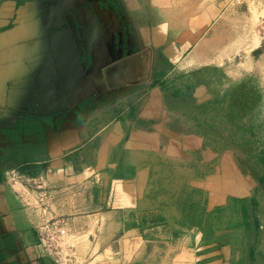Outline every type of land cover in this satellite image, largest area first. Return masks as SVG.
<instances>
[{
	"label": "crops",
	"instance_id": "1",
	"mask_svg": "<svg viewBox=\"0 0 264 264\" xmlns=\"http://www.w3.org/2000/svg\"><path fill=\"white\" fill-rule=\"evenodd\" d=\"M203 8L0 0V264H264V123L221 129Z\"/></svg>",
	"mask_w": 264,
	"mask_h": 264
},
{
	"label": "rangeland",
	"instance_id": "2",
	"mask_svg": "<svg viewBox=\"0 0 264 264\" xmlns=\"http://www.w3.org/2000/svg\"><path fill=\"white\" fill-rule=\"evenodd\" d=\"M188 2L190 23L194 21L191 17L194 12L203 11L207 4L216 5L212 19L202 28L205 40L200 44V49L210 55L203 61L218 63L231 75L220 83V87L231 89L230 95L234 97L231 100L235 104L233 112L236 111L234 115L237 119L232 121L233 112L222 117L221 129L227 131L235 128L239 133L248 123L245 115L251 113L253 123H264L260 121L261 111L264 110V0ZM196 4L197 8L194 9L193 5ZM196 80L197 77L194 78ZM243 142L247 146L257 145L251 138Z\"/></svg>",
	"mask_w": 264,
	"mask_h": 264
},
{
	"label": "built area",
	"instance_id": "3",
	"mask_svg": "<svg viewBox=\"0 0 264 264\" xmlns=\"http://www.w3.org/2000/svg\"><path fill=\"white\" fill-rule=\"evenodd\" d=\"M49 230V228H46ZM63 233L62 228H58L55 233H48V231H45V244L44 248L51 253L52 255L56 256L58 258V261H62V249L60 245L58 244V240L60 235ZM61 264V262H58Z\"/></svg>",
	"mask_w": 264,
	"mask_h": 264
},
{
	"label": "trees",
	"instance_id": "4",
	"mask_svg": "<svg viewBox=\"0 0 264 264\" xmlns=\"http://www.w3.org/2000/svg\"><path fill=\"white\" fill-rule=\"evenodd\" d=\"M256 123H251L249 125V130L252 131L254 128H255V125ZM242 224L244 226V229L246 231H251V230H255L256 234H255V241H260V237L257 233L258 231V228H259V220L255 217L253 218L252 220H247V215H246V211H245V208L242 207Z\"/></svg>",
	"mask_w": 264,
	"mask_h": 264
}]
</instances>
